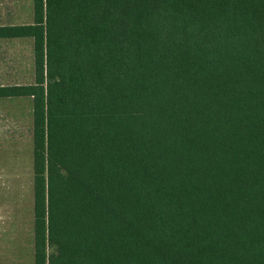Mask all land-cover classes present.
I'll use <instances>...</instances> for the list:
<instances>
[{"label":"trees","instance_id":"16d2710c","mask_svg":"<svg viewBox=\"0 0 264 264\" xmlns=\"http://www.w3.org/2000/svg\"><path fill=\"white\" fill-rule=\"evenodd\" d=\"M35 260L264 264V0H33Z\"/></svg>","mask_w":264,"mask_h":264},{"label":"rangeland","instance_id":"374dc122","mask_svg":"<svg viewBox=\"0 0 264 264\" xmlns=\"http://www.w3.org/2000/svg\"><path fill=\"white\" fill-rule=\"evenodd\" d=\"M33 0H0V25L33 22ZM34 81L31 38H0V85ZM32 98H0V264L35 260Z\"/></svg>","mask_w":264,"mask_h":264}]
</instances>
